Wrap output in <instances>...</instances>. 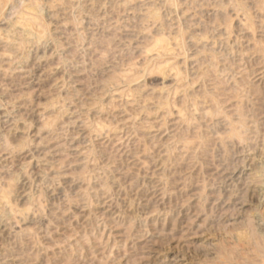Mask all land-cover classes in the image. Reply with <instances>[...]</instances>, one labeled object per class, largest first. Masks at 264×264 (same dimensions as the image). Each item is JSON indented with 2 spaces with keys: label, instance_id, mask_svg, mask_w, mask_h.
Returning <instances> with one entry per match:
<instances>
[{
  "label": "rangeland",
  "instance_id": "1",
  "mask_svg": "<svg viewBox=\"0 0 264 264\" xmlns=\"http://www.w3.org/2000/svg\"><path fill=\"white\" fill-rule=\"evenodd\" d=\"M263 184L264 0H0V264H264Z\"/></svg>",
  "mask_w": 264,
  "mask_h": 264
},
{
  "label": "bare ground",
  "instance_id": "2",
  "mask_svg": "<svg viewBox=\"0 0 264 264\" xmlns=\"http://www.w3.org/2000/svg\"><path fill=\"white\" fill-rule=\"evenodd\" d=\"M260 191H261V196L264 197V196L262 195V193L264 194V184H263L262 187L260 188Z\"/></svg>",
  "mask_w": 264,
  "mask_h": 264
}]
</instances>
